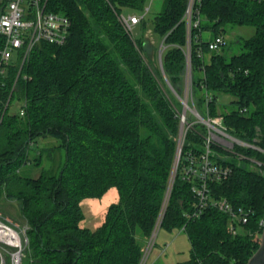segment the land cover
<instances>
[{
	"label": "trees",
	"instance_id": "trees-1",
	"mask_svg": "<svg viewBox=\"0 0 264 264\" xmlns=\"http://www.w3.org/2000/svg\"><path fill=\"white\" fill-rule=\"evenodd\" d=\"M148 1L48 0L49 11L71 21L67 42H41L20 74V56L0 73V202H16L29 226L28 264L142 261L176 165L188 45V0H165L161 12L138 25L139 36L125 32L119 16L124 10L144 12ZM200 13L201 25L191 33L194 104L204 117L223 119L229 134L263 151L236 147L245 156L239 160L213 146V160L234 172L210 190L254 214L236 236L227 215L216 209L192 216L196 199L183 167L189 153L205 152L206 129L197 124L187 132L160 228L188 236L190 259L178 264H248L260 246L264 219V0H202ZM231 25L255 33L244 39L240 54L210 53L202 32L224 36ZM149 26L163 43L170 85L155 59L158 48L144 36ZM4 42L0 35V51ZM207 92L213 94L208 112ZM10 95L26 103L23 117L5 109ZM220 95L232 97V110L220 111ZM41 138L57 140L64 161L56 173L23 177L24 165L43 162L44 150L32 148ZM252 157L260 171L248 165ZM111 192L117 200L101 223L86 227L82 203Z\"/></svg>",
	"mask_w": 264,
	"mask_h": 264
},
{
	"label": "built area",
	"instance_id": "built-area-1",
	"mask_svg": "<svg viewBox=\"0 0 264 264\" xmlns=\"http://www.w3.org/2000/svg\"><path fill=\"white\" fill-rule=\"evenodd\" d=\"M202 0H188L187 8L183 20L186 23L188 33V45L185 49L186 56V88L184 98L179 97L183 106H186L185 113L181 114V125L183 127L180 136L181 153L178 154L175 165L174 177L168 187L162 211L157 222L156 228L152 234L147 248H152L158 230L161 226L162 218L167 208L171 195L174 178L179 166L183 146L187 132L195 128L197 124H202L206 129L204 137L205 152L199 157L189 153L186 157V163L183 167L185 178L193 183L192 192L196 199V210L192 214L194 217L201 216L207 208H213L227 215L229 223L228 229L231 235L240 234L246 224L250 222L254 211L245 206H235L226 198H215L210 190L211 183H222L228 180L234 172L230 165H223L215 162L212 156L215 154L213 146L221 148L239 160L245 159L244 155L238 154L236 147L253 148L262 151L255 145L248 144L228 133L227 128L221 118L211 119L204 117L194 104L192 89V57H191V33L193 29L198 28L202 22L200 13ZM151 5L145 7L144 15H130L128 17L121 15V23L126 31L133 35L134 27L136 28L151 9ZM48 0H0V35L4 37V47L0 51V73L16 57L23 59L25 62L32 49L41 42L62 46L67 42L70 34V19L56 12L48 10ZM204 41V40H203ZM208 43L210 53H220L226 46L225 36L218 35L215 38L205 41ZM163 51V49H162ZM189 81V84H188ZM213 94H206V111L208 104L211 102ZM222 95L219 96V100ZM188 100H192L193 106L190 108ZM25 106L21 107L18 114L25 115ZM190 110L197 119L191 121L187 119V110ZM1 117V109H0ZM191 217V216H190ZM264 230V219L259 223ZM29 226L24 223L18 225L8 218L0 215V264H22L26 257L29 246L28 237ZM146 255V254H144ZM144 256L140 264H145Z\"/></svg>",
	"mask_w": 264,
	"mask_h": 264
},
{
	"label": "rangeland",
	"instance_id": "rangeland-1",
	"mask_svg": "<svg viewBox=\"0 0 264 264\" xmlns=\"http://www.w3.org/2000/svg\"><path fill=\"white\" fill-rule=\"evenodd\" d=\"M164 2L165 0H149L148 1V7L151 5V11L146 15V20L148 18L153 17L155 14H158L163 10L164 7ZM145 12L138 13L134 12L131 10H124L123 14L124 16L128 17L130 15H136V16H142L144 15ZM119 21L121 23V15L119 16ZM122 25V23H121ZM123 26V25H122ZM125 32L134 39V37L139 36L140 33V27H134L133 35L126 31L125 27L123 26ZM203 38L204 41H208L207 35L208 31H203ZM255 33V29L253 27L249 26H236V25H231L226 28V31L224 32V36L226 39V46L224 49L221 50V52L224 50V53L228 55L229 57L240 54L243 41L244 39H248L252 37ZM144 36L147 38V40L151 43V46H155V48H158L157 52V57L155 56V59L158 61V65L160 66L159 62V54L163 51V43L158 41V39L155 37L151 27L146 30ZM152 46V47H153ZM153 49H151L152 51ZM164 50V49H163ZM220 52V53H221ZM153 59V57H152ZM26 62V61H25ZM23 59H21V64H20V69H19V74L20 70L23 67L24 63ZM19 75L17 74V77ZM195 76H198V73L195 74ZM186 78V76H185ZM185 81V87L183 91V95L181 98H184L185 94V88H186V83ZM189 84V81H188ZM16 86V82H15ZM13 87L12 91H15L16 87ZM196 96L198 98L202 97V92L198 91ZM232 101V97L229 95H222V98L220 99V111H226L232 110L234 106L230 104ZM188 105L191 108L193 106L192 100H188ZM10 106V112L12 114L18 113L19 110L21 109L22 106H24V101H21L17 98V96H12L10 95L8 100L6 101L5 104V109ZM184 108V106H183ZM183 109L182 112L179 115V118L181 119V114H183ZM187 119H190L191 121H195L197 119L195 116H193L192 112L188 109L187 110ZM181 122H180V130H181ZM180 130H179V145L177 149V156L176 159L178 158V153L179 149L181 147L180 145ZM186 139V138H185ZM35 148L32 146L34 149H42L44 150V157H43V162L39 165H36L34 163L32 164H27L24 165L21 169V175L23 177H29V178H38L41 176V174L44 171H49L51 169L54 170V172H58L60 166L62 165L64 161V152L61 151L59 152L58 150H55V147L58 145V141L53 139V138H41L36 141ZM263 152V151H261ZM33 153V152H32ZM234 156V155H233ZM236 158V157H235ZM248 165L250 168L260 171L258 168L261 166V163L257 162L253 157L250 159V163L248 162ZM175 173V171H174ZM174 175L172 176V178ZM172 180V179H171ZM168 192V189H167ZM167 196V193H166ZM117 196L114 192L109 193L108 195L105 196L104 200H85L83 204V210L84 214L86 216V221H85V226L94 229L96 226H98L101 221L103 220L106 210L108 206L110 205V202L116 201ZM8 203H12V201L7 202L6 205H3L0 203V215L3 217L8 218L10 221L18 224V225H23L25 223L22 215L20 214L19 210L17 208L10 209L8 207ZM16 203V202H15ZM13 205V204H11ZM149 244V243H148ZM148 244L146 246L145 254L144 255V261L146 262L145 264H153L154 262H158L161 264H178L181 262H185L190 259V251H191V244L189 242L188 236L186 235L185 232L182 230H175L172 232H168L163 228H159L157 237L155 240V243L152 248H147ZM159 256V257H158ZM26 259V258H25ZM23 264H28V259L24 260Z\"/></svg>",
	"mask_w": 264,
	"mask_h": 264
},
{
	"label": "water",
	"instance_id": "water-1",
	"mask_svg": "<svg viewBox=\"0 0 264 264\" xmlns=\"http://www.w3.org/2000/svg\"><path fill=\"white\" fill-rule=\"evenodd\" d=\"M159 64H160V69L165 77V80L167 82L168 85L169 81L167 80V77L164 74V70H163V64H162V52L159 54ZM186 111V106H184L183 108V112L185 113ZM182 131H183V127H181L180 130V136L182 135ZM181 153V149H179V155ZM248 264H264V230L262 232V237H261V243L260 246L258 248V250L254 253V255L250 258V260L248 261Z\"/></svg>",
	"mask_w": 264,
	"mask_h": 264
},
{
	"label": "crops",
	"instance_id": "crops-1",
	"mask_svg": "<svg viewBox=\"0 0 264 264\" xmlns=\"http://www.w3.org/2000/svg\"><path fill=\"white\" fill-rule=\"evenodd\" d=\"M213 38H214L213 35H212L211 33H208L206 39L211 40V39H213ZM201 39L204 40V38H203V33L201 34ZM33 147L35 148V145H33ZM34 148H33V149H34ZM34 150H36V149H34ZM7 202H9V201L3 200V201H1L0 203H2V204L4 203L3 205H6ZM11 204H13V205H11ZM0 205H1V204H0ZM8 207H9L10 209L17 208V209L19 210L18 204L15 203V202L10 203V205H9V203H8ZM158 257H159V256H158ZM154 263H155V262H154Z\"/></svg>",
	"mask_w": 264,
	"mask_h": 264
}]
</instances>
